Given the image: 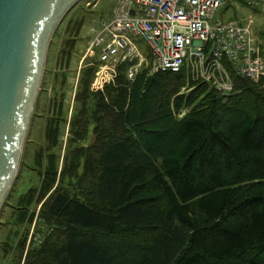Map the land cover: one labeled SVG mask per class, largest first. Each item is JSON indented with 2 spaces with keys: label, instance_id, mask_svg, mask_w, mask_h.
Listing matches in <instances>:
<instances>
[{
  "label": "trees",
  "instance_id": "16d2710c",
  "mask_svg": "<svg viewBox=\"0 0 264 264\" xmlns=\"http://www.w3.org/2000/svg\"><path fill=\"white\" fill-rule=\"evenodd\" d=\"M77 22L44 70L43 112L35 99L20 164L40 184L16 199L6 264H264V83L229 69L223 94L148 63L128 79L124 60L92 89L95 53L71 85Z\"/></svg>",
  "mask_w": 264,
  "mask_h": 264
},
{
  "label": "built area",
  "instance_id": "2783aa9c",
  "mask_svg": "<svg viewBox=\"0 0 264 264\" xmlns=\"http://www.w3.org/2000/svg\"><path fill=\"white\" fill-rule=\"evenodd\" d=\"M240 1L260 10L264 23V0ZM222 4L223 0H116L110 19L96 29L89 43L88 51L95 53L99 47L100 67L93 87L99 89L112 80L120 61H131L128 79L147 63L128 34L147 43L150 74L183 68L188 81L209 83L223 94L233 89L229 69L264 83V57L252 32L253 20L211 22Z\"/></svg>",
  "mask_w": 264,
  "mask_h": 264
},
{
  "label": "water",
  "instance_id": "95a60500",
  "mask_svg": "<svg viewBox=\"0 0 264 264\" xmlns=\"http://www.w3.org/2000/svg\"><path fill=\"white\" fill-rule=\"evenodd\" d=\"M79 0H0V207L14 180L51 37Z\"/></svg>",
  "mask_w": 264,
  "mask_h": 264
},
{
  "label": "rangeland",
  "instance_id": "374dc122",
  "mask_svg": "<svg viewBox=\"0 0 264 264\" xmlns=\"http://www.w3.org/2000/svg\"><path fill=\"white\" fill-rule=\"evenodd\" d=\"M116 0H79L73 8L67 12L65 17H62L60 22L58 23L51 40L48 45L45 68L52 69L54 66V62L56 61L57 53L59 51L60 46L65 38L66 29L69 30L74 29L76 27L77 21H81L80 28V42L76 44V51L72 55L71 60V71H69L70 77L69 81L75 85L76 79L78 76L79 69L82 65V60L85 56L93 57L94 54L99 50V47L94 48V52L88 51L89 43L94 35L96 29L100 28L104 22H107L111 15ZM243 19V21L253 20L252 32L253 35L261 46V38L260 31L264 29V23L262 20L261 12L258 9H252L245 4H243L239 0H223V4L216 11L214 18L211 22H214L218 19H222L223 21L233 20V19ZM136 49L140 51L146 58L148 52V45L141 37H134L132 34H128ZM89 38V39H88ZM86 42H89L88 44ZM78 48V50H77ZM150 61V60H149ZM149 61L146 62L149 63ZM100 67V65H99ZM98 67V70H99ZM97 70V71H98ZM103 71V68H100ZM96 71V72H97ZM150 73V72H149ZM104 74H106L104 72ZM96 76V73H95ZM96 80V78H95ZM95 80L93 83H95ZM93 83L91 84L92 89ZM106 83V82H104ZM103 83V84H104ZM47 85V84H45ZM44 85V86H45ZM103 86V85H102ZM102 88V87H101ZM43 87L39 89L40 93L37 97V111L42 112L47 105L49 92H45L42 90ZM100 89V88H99ZM68 96H71V103L73 93L68 92ZM34 109V108H33ZM32 125V133L31 135L35 138L41 134V128L43 125V119L34 118L31 122ZM27 160L30 162L32 160L33 148L31 145L28 147ZM23 151V148H22ZM22 156V154H21ZM21 159V158H20ZM40 184V176L36 173V171L27 168L24 164H20L17 171V174L12 181L10 189L7 192V196L4 198V202L0 208V241L2 242L4 239L9 238L7 240H13L12 231L19 228L14 224V215L16 212L15 202L19 195L25 193L31 187H38ZM39 205L35 208V215L38 214ZM36 223V219H34L30 225L29 235L31 236L33 232V226ZM29 236V237H30ZM29 242V241H28ZM2 244L0 243V264H6V256L2 251Z\"/></svg>",
  "mask_w": 264,
  "mask_h": 264
}]
</instances>
